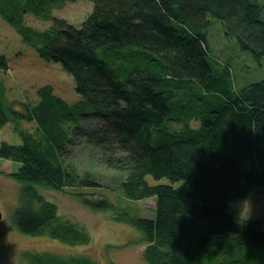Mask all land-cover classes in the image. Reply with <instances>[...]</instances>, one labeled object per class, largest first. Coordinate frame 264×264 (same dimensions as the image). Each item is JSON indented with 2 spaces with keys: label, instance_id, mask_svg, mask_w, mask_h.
<instances>
[{
  "label": "trees",
  "instance_id": "16d2710c",
  "mask_svg": "<svg viewBox=\"0 0 264 264\" xmlns=\"http://www.w3.org/2000/svg\"><path fill=\"white\" fill-rule=\"evenodd\" d=\"M68 1L76 0H0L3 20L40 57L60 63L81 95L68 102L45 84L35 102L16 101L0 84V129L34 124L20 130L21 143H0V157L19 163L11 173L19 183L13 224L69 244L91 241L87 227L63 218L41 191L100 186L67 168L77 143L122 172L116 184L124 200L154 199L151 216H133L105 196L75 194L141 231L147 264H264V220L232 211L235 201L264 191V79L237 89L209 42L218 19L260 63L264 0H91L80 25L52 13ZM29 13L52 23L35 27ZM7 63L0 55V67ZM88 119L101 124L82 123ZM22 256L26 264H100L87 254Z\"/></svg>",
  "mask_w": 264,
  "mask_h": 264
},
{
  "label": "rangeland",
  "instance_id": "374dc122",
  "mask_svg": "<svg viewBox=\"0 0 264 264\" xmlns=\"http://www.w3.org/2000/svg\"><path fill=\"white\" fill-rule=\"evenodd\" d=\"M92 7L91 0L68 1L63 6H54L52 13L80 25ZM26 16L29 24L41 29L49 27L52 23L50 20L38 19L31 13ZM212 20L215 29V32L214 29L209 32L212 53L219 60L230 64L235 87L239 89L250 82L264 79V58L259 63L253 60L250 53L242 52L235 39L224 35L221 21ZM0 55H4L8 61L7 69L0 67V84L4 85L5 94L9 99L33 103L38 99L37 89L45 84H51L55 93L68 102L81 98L75 90L73 77L60 63L40 57L1 16ZM82 123L89 126L101 124L93 119ZM21 129L32 130L34 124L24 121L19 124L8 122L0 129V143L4 140L14 144L21 143ZM69 154L67 168L80 178L86 173L92 174L100 186L92 188L80 181L63 191L44 188H41V191L47 199L56 202L63 218L84 224L91 234V241L87 244H69L48 234L33 235L21 232L11 219L19 198V183L11 173L18 169L19 163L0 157V210L3 214L0 219V229L3 231L0 235V264H26L22 256L25 250L57 251L64 255L87 254L100 264H147L143 257L145 244L137 241L142 235L141 231L119 221L113 216L114 210H94L75 194L85 192L95 197L105 196L117 204L118 211L128 208L133 216H151L154 199L124 200L119 195L116 184L122 172L100 162V153L94 152L91 157L89 150L80 149L75 143L69 149ZM147 179L151 183L168 181L165 178L157 181L151 176ZM232 211L243 217H260L264 220V191L250 192L246 198L235 201Z\"/></svg>",
  "mask_w": 264,
  "mask_h": 264
},
{
  "label": "water",
  "instance_id": "95a60500",
  "mask_svg": "<svg viewBox=\"0 0 264 264\" xmlns=\"http://www.w3.org/2000/svg\"><path fill=\"white\" fill-rule=\"evenodd\" d=\"M3 214H2V211L0 210V219L2 218Z\"/></svg>",
  "mask_w": 264,
  "mask_h": 264
}]
</instances>
